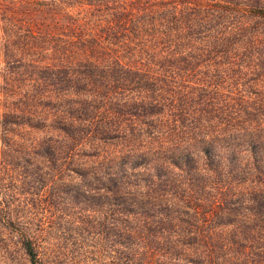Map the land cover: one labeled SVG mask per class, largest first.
Returning <instances> with one entry per match:
<instances>
[{"label":"trees","instance_id":"1","mask_svg":"<svg viewBox=\"0 0 264 264\" xmlns=\"http://www.w3.org/2000/svg\"><path fill=\"white\" fill-rule=\"evenodd\" d=\"M1 51L111 264H264V0H0Z\"/></svg>","mask_w":264,"mask_h":264},{"label":"rangeland","instance_id":"2","mask_svg":"<svg viewBox=\"0 0 264 264\" xmlns=\"http://www.w3.org/2000/svg\"><path fill=\"white\" fill-rule=\"evenodd\" d=\"M3 72L8 71L1 51V79ZM1 102L0 264H32L21 236L26 228L40 247L44 264H111L119 250L107 228V214L93 215L89 224L81 225L83 216L74 204L75 182L66 181L65 188L56 157L53 162L44 155L45 129L30 133L25 127L4 126Z\"/></svg>","mask_w":264,"mask_h":264}]
</instances>
